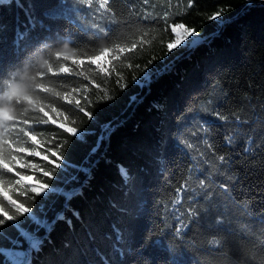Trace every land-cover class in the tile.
<instances>
[{
  "label": "trees",
  "instance_id": "1",
  "mask_svg": "<svg viewBox=\"0 0 264 264\" xmlns=\"http://www.w3.org/2000/svg\"><path fill=\"white\" fill-rule=\"evenodd\" d=\"M176 23L202 41L168 51ZM18 32L27 37L18 40ZM105 52L107 72L91 62ZM0 94L16 113H4L0 159L18 168V148L31 143L19 134L28 124L40 142L32 150L42 155L50 138L67 141L68 167L48 180L38 171L50 165L25 154L23 174L82 190L69 208L55 193L33 200L0 166V189L34 215L49 224L65 215L51 232L20 218L43 239L31 264H264L262 0H108L105 8L100 0H4ZM49 106L78 136L37 123ZM105 125L115 131L92 157L99 164L85 183L72 165L84 163ZM0 203L8 208L2 193ZM11 223L0 230L15 235Z\"/></svg>",
  "mask_w": 264,
  "mask_h": 264
},
{
  "label": "snow or ice",
  "instance_id": "2",
  "mask_svg": "<svg viewBox=\"0 0 264 264\" xmlns=\"http://www.w3.org/2000/svg\"><path fill=\"white\" fill-rule=\"evenodd\" d=\"M4 0H0V3H3ZM83 3L91 5L93 3V0H82ZM262 3H264V0H262ZM108 4V0H100V7L105 8V6ZM19 6V5H17ZM221 12H217L214 17L212 18H218L221 16ZM174 29V31H173ZM171 33L175 34V39L172 40L170 43L167 44V50L172 51L176 49L178 46H180L183 41L187 40L188 37L194 36L195 32L194 29L190 27H186L183 23H176L174 24L171 29ZM27 37V33L24 32H18L17 33V39L22 40ZM199 40H192L191 45L193 46L196 44ZM168 45H171V47H168ZM109 53H101L99 56H95L91 58V62L93 65L99 66L100 70L103 72H107L108 69L104 65V61L108 57ZM72 69L65 68L64 72L65 74H68ZM163 71H166L164 69ZM117 78L116 81L122 80L119 73L116 74ZM144 79L147 81L149 78L147 76L144 77ZM124 84V83H122ZM126 87L127 85L124 84ZM101 100L105 99H112L111 96H101ZM135 97H133V102H135ZM75 107L83 113L85 116L89 118V111H86L85 108L82 106L80 100H76ZM56 112L55 108H51L50 106L46 110L45 107L40 112V120L37 122L39 125H51V126H57L59 130H63L66 133L71 134L72 136H78V130L75 127L68 126L66 123L58 122L57 119L53 118L50 113L54 114ZM216 115L220 116L219 113H216ZM221 119H225V117L220 116ZM67 119V118H65ZM21 124H23L21 122ZM24 127L28 128L29 130L27 133H23L22 130L20 131V135L24 138L25 143H28V140L30 139L31 143H28V146L25 147H19L17 150L16 157H14L16 161V165H18V168L14 170L13 167H10L8 163H6L3 159H0V166H2L3 169L7 170L8 175H12L14 172V178L16 187L19 188L22 184L23 187L30 191L31 198L35 200L36 197H42L44 196L47 198L46 194L49 193H55L56 195L64 197L65 208H69V202L76 196L82 195V190L79 187L72 188L71 190H65L64 188H55L53 189L52 185L48 182H42L39 178H36L32 175H26L23 174L24 172H27L29 170V165L26 163H21L20 157L24 156L25 154H29L30 159H34L36 157H41L42 161L47 162L48 165H50V170H45V168H40L38 171V175H42V177L50 180L54 174L61 169L62 167L67 168L68 165L64 164V157L62 155L64 144L67 142L65 141H59L56 137L50 138L48 141L49 146L46 149V152L48 154H43L42 151L39 150H32L33 145L39 146V140L37 138V135H33V131L35 130L34 127L23 124ZM115 131V128L111 125H105L103 132L101 135H99L96 139L94 147L90 150L89 156L86 158L84 163L82 165H72L73 168H75L79 173H82L85 177V183H87V180H90L92 178V168L99 164V160H92L93 156H96L97 153L100 151L101 146L104 144L106 140H110L111 134ZM82 139V137H80ZM231 143V140L228 141ZM7 143H11V141H8ZM55 145V148H53L52 145ZM50 154V155H49ZM50 156L52 159H50ZM219 160H224L225 157L220 156L218 157ZM110 162V161H109ZM32 170L36 169V165L32 164L30 166ZM119 170L122 176L127 178V171L123 166H119ZM75 179L78 180V177ZM226 187V186H225ZM28 191L24 193L25 199L28 198ZM0 193L3 194V199L6 200L8 208L4 206L3 203H0V226L5 225L8 222H12L10 227L14 229L15 235H8L4 231L0 230V239L7 241L8 246H0V256H3L5 258V264H31V260L29 257L33 252H38L41 250V246L43 244V239L38 237L33 231H30L20 225L18 221L21 217H25L26 215L29 216L32 221L35 223L37 228H46L48 232H51L53 224L57 220H65V215L63 213H58L56 218L52 221L51 224L48 223L47 219H40L36 215L33 214V210L31 207L26 206L23 202H18L17 199H14L12 195L8 194V191H5L3 189H0ZM43 208V206H41ZM11 212V214H10ZM74 216H79L78 212L73 211ZM69 224L71 221H67Z\"/></svg>",
  "mask_w": 264,
  "mask_h": 264
},
{
  "label": "clouds",
  "instance_id": "3",
  "mask_svg": "<svg viewBox=\"0 0 264 264\" xmlns=\"http://www.w3.org/2000/svg\"><path fill=\"white\" fill-rule=\"evenodd\" d=\"M8 97L4 94H0V132L4 131V128L8 121L4 118V113L7 111L10 115L15 117V108L9 104L6 103Z\"/></svg>",
  "mask_w": 264,
  "mask_h": 264
},
{
  "label": "rangeland",
  "instance_id": "4",
  "mask_svg": "<svg viewBox=\"0 0 264 264\" xmlns=\"http://www.w3.org/2000/svg\"><path fill=\"white\" fill-rule=\"evenodd\" d=\"M192 40H199L197 43H199L201 40H202V37L200 36V35H197V34H195L194 36H190V37H188V39L187 40H185V41H183V43L182 44H185V43H188V45L189 46H192L191 45V41ZM196 43V44H197ZM195 45V44H194ZM149 77V76H148ZM145 82H146V80H144Z\"/></svg>",
  "mask_w": 264,
  "mask_h": 264
},
{
  "label": "bare ground",
  "instance_id": "5",
  "mask_svg": "<svg viewBox=\"0 0 264 264\" xmlns=\"http://www.w3.org/2000/svg\"><path fill=\"white\" fill-rule=\"evenodd\" d=\"M201 41H202V40H201ZM201 41H200V42H201ZM200 42H199V43H200ZM199 43H197V44H199ZM197 44H195V45H197Z\"/></svg>",
  "mask_w": 264,
  "mask_h": 264
}]
</instances>
